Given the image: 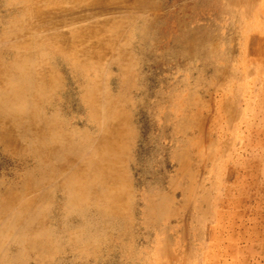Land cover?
Returning a JSON list of instances; mask_svg holds the SVG:
<instances>
[{
  "label": "rangeland",
  "instance_id": "1",
  "mask_svg": "<svg viewBox=\"0 0 264 264\" xmlns=\"http://www.w3.org/2000/svg\"><path fill=\"white\" fill-rule=\"evenodd\" d=\"M0 219V264H264V0H0Z\"/></svg>",
  "mask_w": 264,
  "mask_h": 264
},
{
  "label": "bare ground",
  "instance_id": "2",
  "mask_svg": "<svg viewBox=\"0 0 264 264\" xmlns=\"http://www.w3.org/2000/svg\"><path fill=\"white\" fill-rule=\"evenodd\" d=\"M46 14V13H45ZM26 94V93H25ZM8 108V107H7ZM29 111V110H28ZM16 112V111H15ZM21 115V114H20ZM16 116V115H15ZM18 116V115H17ZM27 116V115H26ZM17 120V119H16ZM13 122V121H12ZM51 127V126H50ZM113 168V167H112ZM92 169V168H91ZM97 171V170H94ZM113 174V173H112ZM95 175V174H94ZM6 213V212H5ZM20 216V215H19ZM1 220V219H0ZM4 223V222H3ZM2 227V226H1ZM4 228V227H3Z\"/></svg>",
  "mask_w": 264,
  "mask_h": 264
}]
</instances>
